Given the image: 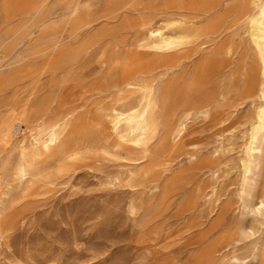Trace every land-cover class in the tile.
Returning a JSON list of instances; mask_svg holds the SVG:
<instances>
[{"label":"rangeland","instance_id":"1","mask_svg":"<svg viewBox=\"0 0 264 264\" xmlns=\"http://www.w3.org/2000/svg\"><path fill=\"white\" fill-rule=\"evenodd\" d=\"M202 1L0 0V116L31 110L30 125L1 154L11 167L0 187V264H261L264 219L251 210L259 199L241 190L260 101L247 86L256 66L249 0H220L208 17L223 16L217 32L200 37L191 56H174L169 70L142 76L140 85L155 78L165 86L156 136L143 147L128 141L102 150L109 135L102 109L117 99L108 89L115 63L148 27L177 30L167 27L174 12L200 19ZM44 96L74 106L64 142L84 140L88 149L64 160L55 149L43 154L45 172L18 185L13 168ZM189 96L206 100L207 112L192 109L184 134H168Z\"/></svg>","mask_w":264,"mask_h":264},{"label":"bare ground","instance_id":"2","mask_svg":"<svg viewBox=\"0 0 264 264\" xmlns=\"http://www.w3.org/2000/svg\"><path fill=\"white\" fill-rule=\"evenodd\" d=\"M219 1L220 0H203L200 8H198L199 10L197 9L202 15L200 19H196L197 16H195L187 20L183 17L181 12H174L179 15V17L176 20H170L171 22L168 23L167 27L169 25L177 27V30L171 33L164 32L159 26L148 27L144 30V36L139 38L133 47L128 48L126 56L122 61L115 63L113 68L111 67L112 71L110 76L112 77V82L109 84L108 89L111 88L115 91L117 99L116 102L114 100L115 104L111 106L108 105L109 107L102 106V115L106 116V121L109 124V135L105 139V146L102 150L107 152L113 150L117 152L118 148L124 147L125 143L128 141L143 147L156 136L159 131L162 113H164V103L166 100L164 95L165 86H158L155 83V78L146 80L144 85H140L141 78L142 76H148L149 73L159 67H165V71L169 70L175 65L176 56H183L185 58L192 55V45H194L200 37L217 32L218 23L222 20L223 16L216 18L208 17L217 9ZM249 2L252 8L247 12L246 19L249 22V41L256 56V66L252 73L249 74L247 86L250 93L254 96H258L260 101L250 123L248 143L245 148V158L242 161L243 175L241 178V190L243 196H251L255 199H259L257 205L251 210L254 211L255 215H259L264 219V0H249ZM163 22L165 23V21ZM136 54L144 55V57L139 59V57L135 56ZM56 60L58 61V59ZM47 61L43 64L40 71L33 75L37 82H39L42 76L50 69V65L47 64ZM53 64L55 65V63ZM30 76L32 77V74ZM90 87H92V85ZM102 87L104 89V86ZM57 101L60 113L56 119L47 121L46 115L49 111L53 110V103ZM77 101L76 103H78ZM92 104L91 100V105ZM207 106L208 102L206 100L196 101L193 100L192 96H189L187 101L183 103V107L186 109L184 113L178 117L174 125L171 123L168 125V134L183 135L191 110L197 109L198 114L203 112L206 113ZM29 111L23 109L17 116H11L12 114L10 116H0V187H2L3 183L2 173L11 167L9 158H3L1 154L6 150L9 141L13 139V135L23 130L21 126L25 122H28V125H30L27 116ZM74 111V106L68 103L66 104L60 98L58 100H53L44 96L38 101L35 119L32 120L35 124L30 129L31 133L28 131L30 134L28 136L30 137L27 141L29 142L26 144H23V142L20 146L19 158L13 168L15 180L18 182V185H22L25 181L27 182L28 179L31 180V178L45 172L44 170L42 173L40 165V157L43 154L49 153L51 150L55 149L61 155L62 160H64L73 156L75 157V155L76 157L77 155L80 156V153H82L81 151L87 148V145L82 142L84 140H72L77 141L73 144L64 142L67 141L64 136L65 126L67 120L75 113ZM95 137L97 136L95 135ZM23 139L20 141H25ZM98 140H100V138ZM95 144L93 145L95 146ZM25 187H23V189ZM260 259L261 264H264V250L261 252ZM239 264L247 263L240 262Z\"/></svg>","mask_w":264,"mask_h":264}]
</instances>
